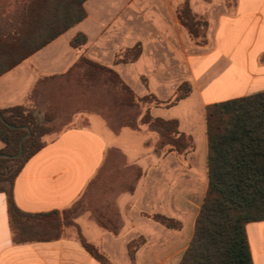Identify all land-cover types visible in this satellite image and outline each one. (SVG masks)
Listing matches in <instances>:
<instances>
[{
  "label": "crops",
  "instance_id": "crops-1",
  "mask_svg": "<svg viewBox=\"0 0 264 264\" xmlns=\"http://www.w3.org/2000/svg\"><path fill=\"white\" fill-rule=\"evenodd\" d=\"M186 2L207 22L203 44L180 19ZM84 8L81 22L0 76V110L26 104L40 80L66 74L85 57L113 69L137 97L155 98L149 114L177 121L193 148L183 155L158 151L160 136L149 127L113 131L100 117L101 126L65 129L16 177V205L31 214L62 212L91 186L116 185V179L124 189L111 191L104 211L114 209L117 222L103 226L88 214L90 226L81 214L75 234L64 227L59 238L47 240L31 224L14 228L0 192V264H103L78 230L110 264H180L208 189L207 108L264 92V0H86ZM77 35L87 38L81 48L71 45ZM137 47L139 57L130 60ZM118 55L125 60L116 61ZM182 85L189 93L166 104ZM124 129L138 139L134 146L119 140ZM155 215L180 226L169 228ZM246 232L254 264H264V221L249 222Z\"/></svg>",
  "mask_w": 264,
  "mask_h": 264
},
{
  "label": "trees",
  "instance_id": "trees-1",
  "mask_svg": "<svg viewBox=\"0 0 264 264\" xmlns=\"http://www.w3.org/2000/svg\"><path fill=\"white\" fill-rule=\"evenodd\" d=\"M85 1L31 0L30 15H27L30 16V27L23 30L19 26L13 35L0 36V76L81 22L86 17ZM180 19L193 39L200 44L205 43L201 39V29L206 28L207 22L192 14L188 2L180 10ZM86 41V36L77 35L71 45L81 48ZM140 53L139 47L129 51V59H137ZM122 60L125 59L118 55L116 61ZM77 67H85L84 74L89 78L97 72L108 74L128 96L135 98L132 106L150 100L159 103L153 97H137L111 68L80 57L68 72ZM189 91L187 85H182L175 98L166 104L179 101ZM0 115L3 118L0 119V139L5 144L0 154L9 156L0 157V192L7 196L12 224L14 228L17 222L31 224L48 234L54 231L56 233L45 239H57L61 236L62 227L59 211L26 213L16 205L13 194L18 174L29 159L46 146L43 138L49 133V127L40 123L25 104L0 110ZM142 123L159 134L158 151L169 148L183 155L193 148L192 139L180 133L175 120L153 118L147 111ZM24 136L22 153L14 157L21 150ZM207 136V194L196 220L193 238L180 264H254L246 225L264 221V92L209 105ZM154 218L169 228L180 226L175 220L162 215H155ZM64 221L78 228L74 220L66 217ZM78 232L84 247L103 264H110L99 249Z\"/></svg>",
  "mask_w": 264,
  "mask_h": 264
},
{
  "label": "rangeland",
  "instance_id": "rangeland-1",
  "mask_svg": "<svg viewBox=\"0 0 264 264\" xmlns=\"http://www.w3.org/2000/svg\"><path fill=\"white\" fill-rule=\"evenodd\" d=\"M30 4L31 0H0V36L5 38L13 35L19 30V26H22L23 30L30 27V16L27 17L30 13ZM84 73L85 67H77L66 74L40 80L30 95L25 105L40 123L49 127V133L44 136V141L52 140L68 128L89 124L101 126L97 117L103 119L107 127L113 131L124 127L134 130H146L149 127L142 123V119L148 108L155 104L152 100L132 106L131 103L136 102L135 98L128 96L108 74L97 72L89 78ZM134 126L136 128H133ZM123 132L119 140L125 144L134 146L133 143L138 142L137 138L131 137L133 135L127 134L131 130L124 129ZM124 180L129 183L127 178ZM114 182L116 185L107 183L100 187L96 184L95 187L91 186L89 192L71 208L59 212L58 216L62 221L61 233L66 227L70 228V233L75 234L74 226L67 225L64 219L67 217L76 223L77 217L81 214H83L81 218H85L90 226L92 219H88V214L105 226L115 224L117 220L114 209L110 210V213L104 211L111 191L114 195L118 190L124 189V186H119L120 183L118 185L119 181L114 179ZM21 225L22 223L17 222L15 227ZM52 233L48 235H53Z\"/></svg>",
  "mask_w": 264,
  "mask_h": 264
},
{
  "label": "water",
  "instance_id": "water-1",
  "mask_svg": "<svg viewBox=\"0 0 264 264\" xmlns=\"http://www.w3.org/2000/svg\"><path fill=\"white\" fill-rule=\"evenodd\" d=\"M0 119L3 120L2 115H0ZM10 127H11V128H16V127L13 126V125H10ZM27 129H28V127H27ZM24 138H25V136H24V137L22 138V140H21V150H20V152H19L17 155H15L14 157H18V156L21 155V153H22V142H23ZM0 157H9V156H8V155H5V154H0Z\"/></svg>",
  "mask_w": 264,
  "mask_h": 264
}]
</instances>
